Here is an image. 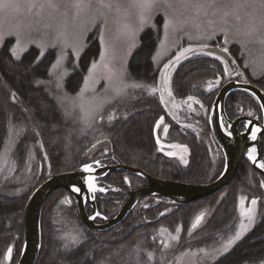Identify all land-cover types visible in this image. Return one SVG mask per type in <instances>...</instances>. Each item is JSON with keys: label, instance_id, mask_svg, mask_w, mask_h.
Instances as JSON below:
<instances>
[{"label": "rangeland", "instance_id": "374dc122", "mask_svg": "<svg viewBox=\"0 0 264 264\" xmlns=\"http://www.w3.org/2000/svg\"><path fill=\"white\" fill-rule=\"evenodd\" d=\"M21 2L25 4L26 0H21ZM104 2H111L112 7H101L99 0H91L90 6L86 5L76 9L73 6L74 0H56V8L45 6L37 14V9H33L29 13L26 7H22L21 12L11 14L8 17L9 23L21 26V45L20 49H17L19 57L31 48L38 49L40 56L52 51L53 58L49 69L50 73L52 65L57 61L61 51L66 56L59 67L52 71L51 75L49 74L45 84L50 94L55 98L63 117L68 119L72 127L75 128V140L77 141L78 138L88 140L85 143L88 146L83 151L81 159V162L85 163L81 166L90 165L91 169H94L99 166L112 165L113 163L109 161H100L102 157L108 155L109 151L105 134L106 126L113 122L109 121V116L112 119L120 115L126 117L131 109L128 107L136 106L144 101L154 100L162 107L159 108L161 111L160 116L153 123V135L158 144V150L166 159L173 160L178 167H187L189 148L186 144L181 143L183 137L179 135L191 131L197 140L207 146L211 160L214 163L212 168L216 169L221 159L219 156L222 149H220L213 134L214 117L210 116V109L208 112V109L204 107L199 98L193 97L192 100L188 98L177 99L172 92L171 76L189 54L203 51L204 47L202 46L207 44V46H219L221 49L227 48L229 54L238 46L243 66L249 69L250 75L255 79L264 77V44L260 42L264 40V26H261L260 23L261 18H264V8L260 7V0H215L214 3L212 0H188L187 4L182 0H171V7L158 6L154 10L152 23L155 27L159 23L161 27V36L153 55L154 64L159 73L157 81L148 85L132 80L128 63L131 54L140 44L142 31L152 26H146L133 35L125 29L126 24H131L133 27L138 25L137 10L131 9L130 0H104ZM197 5H203V7ZM237 5L240 6L237 7ZM98 10L103 12V16L97 19ZM225 12L228 13L227 16H225ZM237 16H239V19H237ZM166 19L175 24V27L170 25L167 29V38H165L163 27ZM253 26L255 31L252 35H244ZM5 30H7V25ZM225 32L227 33L228 43H225ZM101 33L103 34V43ZM213 33L215 35L212 36V39H208V36ZM58 35L60 36L59 39H57ZM6 41H8V47L11 51L16 45V36H6L3 44ZM3 44L0 45V49ZM53 44H55V47L52 46ZM41 45H47L43 48V55H41ZM65 45L69 46L65 47ZM92 46L95 47V50L97 49L96 58L87 63L78 90L68 92L65 86L68 76L74 71L82 69L80 58ZM188 47H191L194 51L185 53L181 56L179 62H176L175 58L180 55L184 48ZM74 49H78V53ZM105 50L110 66L114 71L112 81L109 82L107 79L100 78L107 75V73H104L102 68H98L96 70L98 82L90 80L89 90L85 93V98L89 101L86 107L91 111V115L82 120L80 118L81 113L77 108L72 116H65V109L71 110L74 99L75 103L79 104L77 93L83 87L84 80L89 75L88 70L93 61H100L101 52ZM232 64L234 65V63ZM165 65H169V67L165 68ZM219 66L221 69L216 68L218 73L216 78L205 82L201 91H207L224 80H231L235 76L239 80H244L239 71L230 72L231 69L224 59L219 63ZM234 67L237 68L236 65ZM165 76L168 78L167 84H165ZM209 82H211V87H209ZM57 85H62V87H57ZM114 87H123L125 94L114 98L112 91ZM106 88L107 91H105ZM153 88L156 89L155 92H152ZM169 90L171 95H169ZM65 93H67L66 97ZM101 98H106L109 102L104 103L102 108L98 109ZM58 100L63 101V106ZM161 117H163L162 122ZM158 124L159 127H157ZM165 127L167 128L166 133L164 132ZM23 138L28 141V144L25 145V152L21 156L23 159L20 161L17 155V146ZM174 145L178 147H174ZM169 153H172V155H169ZM42 154L44 153L41 151L40 140L35 130L17 117H12L4 145L0 151V191L11 195L25 194L30 196L41 182L52 175H48ZM261 164L264 163L261 162ZM103 171L105 172L103 173ZM100 172L106 174L110 171L101 170L95 175ZM96 177L93 176L95 187ZM128 178L131 179L128 175L123 177L127 184ZM246 183L249 186L255 185L259 192L264 193V177L262 175L255 174L251 177V180L247 178ZM222 193L219 195L221 196ZM245 194H240L237 198V216L232 226L211 242H202L191 247H183L181 243L183 233L187 237L191 236L208 220L211 210L208 206H205L206 202H200L198 204L204 207L190 218L186 230H183L179 222L171 226L157 223L150 228L151 230L146 233L147 235L143 239L139 238L135 244L127 247L123 243L117 254L111 257L112 259L107 258L99 264H112L113 261L116 262L115 264H208L216 257L226 253L223 246L240 230L241 222L247 224V217H242L240 214L241 208L247 210L253 207L251 204L253 199L257 201L255 205L256 221L259 199L254 194ZM146 197H142L137 202L134 209L135 215H132V217H136L137 214L143 216V210L157 200ZM91 198L95 201L92 193ZM241 198H243V205H241ZM113 201L118 205L117 200L113 199ZM50 203L52 204V210L48 211L47 216L52 221L51 234L53 242L58 241L64 245H74L85 241L88 236L101 237L109 235V233H95L98 231L91 230L80 220L70 192L65 191L53 196ZM87 205H89V211L91 205L86 203ZM209 207H211V204ZM197 217H200L199 223H197ZM193 224H196L195 228L192 227ZM149 233H151V237L148 236ZM146 237L148 238L146 239ZM22 246L23 237L17 246L11 244L6 248L0 258V264H16ZM9 248L12 249L10 257H8Z\"/></svg>", "mask_w": 264, "mask_h": 264}, {"label": "trees", "instance_id": "16d2710c", "mask_svg": "<svg viewBox=\"0 0 264 264\" xmlns=\"http://www.w3.org/2000/svg\"><path fill=\"white\" fill-rule=\"evenodd\" d=\"M160 28L158 23L157 27L144 29L140 35V44L129 58L128 65L132 80L140 84L148 85L157 81L159 70L155 67L153 55L161 36ZM7 42L0 49V151L4 145L10 121L12 117H17L38 134L48 175L74 170L83 165L85 162H81V159L83 151L88 146L85 145L88 140L80 138L75 140V128L68 119L63 117L55 98L45 84L49 77L53 52L49 51L40 56L38 49L31 48L16 59ZM239 52L240 48L237 46L230 53L237 67L230 72L239 71L244 77L243 81L252 83L264 91V77L253 78L249 69L243 66ZM96 54L97 49L95 50L92 46L81 56L82 69L71 73L66 80L65 86L68 92L78 90L84 69L88 62L96 58ZM221 61L219 56L204 51L189 54L171 76L174 96L180 100L190 96L199 98L209 112L216 93L227 80L207 91H201V89L205 82L216 78L218 75L216 68L221 69L219 66ZM232 79L242 81L236 76ZM161 107L162 105L158 102L148 100L128 107L131 109L126 117L120 115L112 119L113 122L105 128L106 140L109 144L108 155L102 157L101 161L132 165L157 177L187 183H202L215 179L224 167V154L221 150L219 156L221 159L216 169H213L214 163L207 146L197 140L191 131L179 135L183 137L181 143L189 148L187 167H178L173 160L166 159L158 150V144L153 135V123L160 116L159 108ZM225 110L230 119L239 115H249V113L256 115L259 119L262 118L258 101L251 93L244 90H236L228 95ZM214 135L219 144L216 134ZM27 144L28 141L23 138L17 146L20 161L23 159L21 156ZM101 173L96 175L97 190L92 192L100 214L96 217L97 222H102L104 217L114 215L125 201L126 196L114 189L133 188L144 182V179L138 175L123 170ZM255 174L260 173L253 169L247 159H243L233 180L222 191L206 199L179 203L164 196L147 195L157 200L143 210V216L137 214L136 217H132L135 215L134 207L123 222L105 232H95L109 233V235L88 236L85 241L74 245L53 242L52 221L47 213L52 210L51 198L66 191L60 189L48 199L42 209L41 246L35 264H99L117 254L123 243L127 247L135 244L137 239H143L151 230L150 228L157 223L171 226L179 222L183 230H186L190 218L204 207L198 204L200 202H206L205 206L211 210L208 220L191 236L187 237L183 233L181 243L183 247H191L202 242H211L232 226L237 216V198L245 193L254 194L259 199L254 226L230 250L208 264L264 263V193L259 192L255 185L249 186L246 183L247 178L251 180ZM125 175L131 178H128L130 181L128 184L123 180ZM101 188L104 191H100ZM243 188L246 189L243 190ZM221 192L223 193L220 196ZM28 197L29 195L25 194L11 195L0 191V258L8 246L11 244L17 246L23 237V209ZM113 199L117 200L118 205ZM208 204H211V207ZM86 208L88 210L89 205ZM150 235L151 233L148 234L149 237ZM115 263L113 261L112 264Z\"/></svg>", "mask_w": 264, "mask_h": 264}, {"label": "water", "instance_id": "95a60500", "mask_svg": "<svg viewBox=\"0 0 264 264\" xmlns=\"http://www.w3.org/2000/svg\"><path fill=\"white\" fill-rule=\"evenodd\" d=\"M204 52L214 54L224 59L231 70L234 69L233 57L222 51L219 46H207ZM236 90L251 93L258 101L262 111V121L246 115L230 119L225 110L228 95ZM210 116L214 117L212 126L224 154V167L221 173L207 183H187L154 176L141 168L127 164L116 163L99 166L85 171L84 166L71 171L50 175L41 182L28 197L23 209V246L16 264H35L41 246L40 219L43 206L47 199L57 190L64 189L71 193L80 220L91 230L105 231L118 225L131 213L137 202L147 195L164 196L179 203H188L211 197L225 188L235 177L243 159H248L253 169L264 176V168L260 167L261 160L259 137L264 135V91L258 86L238 80H228L219 88L210 108ZM246 122V128L241 131L239 125ZM255 132V139L252 138ZM255 148V160L248 154ZM101 170H123L138 175L144 182L133 189H114L126 196L119 210L103 223H96L97 209L91 198L89 178ZM93 183V180H92ZM79 188V192L73 191ZM90 203L91 210H86Z\"/></svg>", "mask_w": 264, "mask_h": 264}, {"label": "snow or ice", "instance_id": "6c2138e0", "mask_svg": "<svg viewBox=\"0 0 264 264\" xmlns=\"http://www.w3.org/2000/svg\"><path fill=\"white\" fill-rule=\"evenodd\" d=\"M90 2L91 0H74V7L76 9H80L83 6H90ZM101 7H106V8H111L112 7V3L111 2H107L105 3L104 0H99ZM182 2H184L185 4H187L188 0H182ZM212 2L214 3L215 0H212ZM45 6L49 7V8H56L57 4H56V0H26L25 4H22L21 0H0V45L3 44L6 36H16V45L11 49L12 55L16 58L19 59V54L17 49H20V45H21V26L20 25H13L11 23H9L8 17L11 14H15V13H19L22 10V7H26L27 11L29 13H31L33 11V9H37V14H39V10H42ZM158 6H164V7H171V0H130V7L131 9L137 10V17H138V25L136 27H133L131 24H126L125 25V29L129 32H131L133 35H135L137 32L143 30L144 27L146 26H152L155 27V25L152 23L153 21V17H154V10H156L158 8ZM198 7H203V5H197ZM240 5H237V7H239ZM117 7H119L117 5ZM260 7L264 8V0H260ZM228 13L225 12V16H227ZM103 16V12H100L98 10V15H97V19ZM237 19H239V16H237ZM261 26H264V18H261ZM7 25V30H5V26ZM173 26L175 27V24H173V22L171 20L166 19V22L164 23L163 27L165 29V38H167V29L169 28V26ZM255 31V27L253 26L248 32L244 33V35L247 36H251L252 33ZM215 33H213L212 35L208 36V39H212V36H214ZM60 36L58 35L57 39H59ZM101 41L103 43V34L101 33ZM262 44H264V40L260 41ZM225 43H228V39H227V33L225 32ZM47 45H41L42 48V52L41 55H43V48L46 47ZM53 47H55V44L52 45ZM69 45H65V47H67ZM202 47H207V44L203 45ZM23 50V49H21ZM75 52L78 53V49H74ZM194 51L191 47L188 48H184L183 51L180 53V55H178L175 59L176 62H179L181 56H183L185 53H189ZM222 51L227 52L228 49L224 48L222 49ZM243 54V53H242ZM63 59H66V56L64 55L63 51H61L60 56L58 57L57 61L55 63H53L52 65V70H50V75L52 74V71L56 70L61 61ZM234 62V61H233ZM171 63V62H170ZM247 66V64H246ZM169 67V65H165V68ZM98 68H102L104 73H107V75H103L100 78L103 79H107L109 82L112 81L113 75H114V71L112 69V67L110 66V61L107 58V53L106 50L101 52L100 55V61H93L91 67L89 68L88 72L89 75L88 77L85 78L84 80V85L83 87H81L80 91L77 93V98L79 99V104L77 105L75 103V99L73 100V103L71 105V110H68L67 108L65 109V116H72L73 113L77 110V108L79 109V112L81 113V119H85L86 116H90L91 115V111H89L87 109V105L89 104V101L85 98V93L89 90V81L90 80H94L95 82H98L97 76H96V70ZM168 83V78L167 76H165V84ZM217 83H219V81H217ZM57 87H62V85H57ZM126 87V86H125ZM137 87H139V85H137ZM209 87H211V82H209ZM93 91H95L93 89ZM105 91H107V88L105 89ZM112 91L114 93V98L115 97H119L125 94L124 88L123 87H114L112 88ZM156 89L153 88L152 92H155ZM169 95H171V91L169 90ZM67 96V93H65V97ZM161 99H163V97H161ZM189 100H192L193 97H188ZM58 102H60L63 106V101L62 100H58ZM109 102L106 98H101V103L98 105V109L102 108L104 103ZM198 103V101H197ZM190 107V105H189ZM95 111V110H93ZM249 115H251V113H249ZM102 118V117H101ZM112 120V117L109 116V121ZM163 121V117H161V122ZM157 127H159V124L157 125ZM164 132H167V128H164ZM253 139H255V132L253 133L252 136ZM174 147H178L175 146ZM255 152V149H252V153ZM252 153H250V157L255 160V157L252 156ZM169 155H172V153H169ZM186 162V161H185ZM99 163V162H97ZM260 167L264 168V164H261ZM84 170L85 171H90L91 170V166L90 165H85L84 166ZM94 178L90 177L89 178V188L91 191L95 192L97 189L95 187V185L92 183V180ZM100 191H104V189H99ZM73 191L75 192H79L80 189L79 188H74ZM257 201L255 199H253L251 201V204L253 207L245 210L243 209V207L241 208V216L242 217H247V224L241 222L240 224V230L236 232L235 236L230 239L226 245H224V251L227 252L229 250V248L234 245L236 242L240 241L242 239V237L245 235V233L247 231H249L251 229V227L254 226L255 223V205H256ZM241 205H243V198H241ZM97 215H99V213H97ZM203 215V214H201ZM95 218V217H93ZM200 221V217H197V223H199ZM193 228L196 227V224L192 225ZM163 231V229H162ZM177 231H179V229H177ZM173 239H175V237H173ZM203 251V250H201ZM11 252L12 249L9 248L8 249V257L11 256Z\"/></svg>", "mask_w": 264, "mask_h": 264}, {"label": "flooded vegetation", "instance_id": "af4514ba", "mask_svg": "<svg viewBox=\"0 0 264 264\" xmlns=\"http://www.w3.org/2000/svg\"><path fill=\"white\" fill-rule=\"evenodd\" d=\"M261 113H262V111H261ZM239 116H241V115H239ZM246 116H249V117H251V118H255V119H257L258 121H262V118L261 119H259L258 117H256V115H246ZM239 128H240V130L241 131H243L245 128H246V122H241L240 123V125H239ZM259 140L261 141V143H260V154H259V158H260V160H261V162L262 163H264V135H261L260 137H259ZM248 160V159H247ZM97 161V160H96ZM101 161V160H100ZM101 164H103L102 162H101ZM139 168V167H138ZM142 184V183H141ZM140 184V185H141ZM140 185H138V186H140ZM137 186V187H138ZM134 188H136V187H134ZM125 189V188H124ZM126 189H133V188H126ZM120 208V207H119ZM119 210V209H118ZM103 219V218H102ZM104 220V219H103ZM95 222H96V220H95ZM96 223H98V222H96ZM101 223H103V221L101 222Z\"/></svg>", "mask_w": 264, "mask_h": 264}, {"label": "bare ground", "instance_id": "6f19581e", "mask_svg": "<svg viewBox=\"0 0 264 264\" xmlns=\"http://www.w3.org/2000/svg\"><path fill=\"white\" fill-rule=\"evenodd\" d=\"M250 153H251V152H250ZM250 153H249V154H250ZM249 154H248L249 158H250V159H252V158L250 157V155H249ZM252 156H255V154H254V153H252Z\"/></svg>", "mask_w": 264, "mask_h": 264}]
</instances>
